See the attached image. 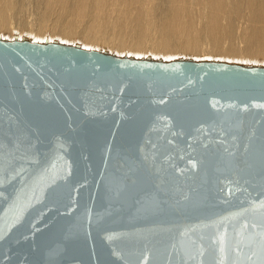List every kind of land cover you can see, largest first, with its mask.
Segmentation results:
<instances>
[{
	"label": "water",
	"instance_id": "1",
	"mask_svg": "<svg viewBox=\"0 0 264 264\" xmlns=\"http://www.w3.org/2000/svg\"><path fill=\"white\" fill-rule=\"evenodd\" d=\"M0 264H264V63L0 35Z\"/></svg>",
	"mask_w": 264,
	"mask_h": 264
},
{
	"label": "bare ground",
	"instance_id": "2",
	"mask_svg": "<svg viewBox=\"0 0 264 264\" xmlns=\"http://www.w3.org/2000/svg\"><path fill=\"white\" fill-rule=\"evenodd\" d=\"M24 1L0 0L2 37H6L4 31L11 32L12 15L19 10L25 13L21 11ZM37 3L39 15L33 13L38 16H34L37 21L35 24L32 21L34 25L30 22L35 27L27 29L30 24L27 21V28L21 30L31 31L34 40L80 42L84 47L119 55L163 59L203 56L202 59L264 63V0H37ZM33 8L32 12L36 10ZM22 19L26 21L25 17Z\"/></svg>",
	"mask_w": 264,
	"mask_h": 264
},
{
	"label": "rangeland",
	"instance_id": "3",
	"mask_svg": "<svg viewBox=\"0 0 264 264\" xmlns=\"http://www.w3.org/2000/svg\"><path fill=\"white\" fill-rule=\"evenodd\" d=\"M23 1H24V0H23ZM25 1H26V3H24ZM25 1L23 2V3H24V6H22L23 8H21V11H25V13L22 12V13H23V14H22V13L20 12V10H19V13L22 14V15H21L22 18L25 17V20H26V21H24V19H22L21 17H19L20 14H19L18 12H17V13H18V14H17L18 16L16 15V13L13 14V15H12L13 18L11 19V22H12V23H11V24H12V25H11V29H10L11 32H9V30H8V31L6 30L7 32H6V31H4V32L2 31V32L6 35L7 38H8V37L11 38V36H13L14 34H17V35H19V34H26L27 36H30L29 38H31V37L34 38V34H33L31 31H29V30H28V31L24 30L25 32L22 33V31H23V30H22V29H23L22 27H24V28L26 27V28H27V25H28L30 22L33 24L32 21H34V20H35V21H34V24L36 23L37 19H35V17H38V16H35V15H39V13H38L37 11H38V10L40 11V7L38 6L37 0H32V2L34 1V3H33L34 5L37 4L36 6H37L38 9L36 8V6H34L33 4H31L32 2H29L30 0H25ZM27 1H28V2H27ZM27 3H28V4H27ZM29 3H30L31 5H29ZM25 5H26V6H25ZM27 5L29 6V8L27 7ZM30 6H31L32 8L35 7L36 10H34V12H32V10H33L34 8L32 9ZM24 8H25V10H22V9H24ZM27 9H28V10H27ZM30 9H32V10H30ZM26 10H27V11H26ZM28 12H30V13L28 14ZM31 12H32V13H31ZM36 12H37V13H36ZM33 13H34L35 15H34ZM26 14H27V15H26ZM15 15H16V16H15ZM32 15H33V16H32ZM34 16H35V17H34ZM20 21H21V22H20ZM23 21H24L23 24L26 25V26H24V25L22 24ZM27 21H28L29 23H28ZM18 22H19V23H18ZM26 22H27V24H25ZM31 23H30V24H31ZM21 24H22L23 26H22ZM30 24H29V26H28L27 29H30V28L33 27L32 24H31V26H30ZM34 24H33V25H34ZM34 27H35V26H34ZM34 27H33V28H34ZM21 30H22V31H21ZM12 32H13V33H12ZM27 32H28V33H27ZM46 35H49V34H46ZM4 37H5V36H4ZM23 37H25V36H23ZM47 37H48V36H47ZM55 37H56V36H55ZM57 38H58V37H57ZM79 43H80V42H79ZM133 55H134V53H133ZM202 57H203V56H198L199 59H201ZM204 57H205V56H204ZM173 58H174V57H173ZM206 58H207V57H206ZM209 58H212V57H209ZM217 58H219V57H217ZM220 59H223V58H220ZM225 59H226V60H231V59H228V58H225ZM234 60L236 61L237 59H234ZM237 61H240V60H237ZM253 62H254V61H253ZM256 62L259 63V64L262 63V61H261V62H260V61H256Z\"/></svg>",
	"mask_w": 264,
	"mask_h": 264
}]
</instances>
